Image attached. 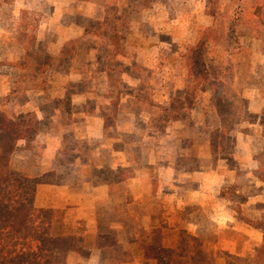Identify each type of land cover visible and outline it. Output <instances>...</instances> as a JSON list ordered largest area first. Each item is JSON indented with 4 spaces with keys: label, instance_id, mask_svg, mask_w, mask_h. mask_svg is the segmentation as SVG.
Instances as JSON below:
<instances>
[{
    "label": "rangeland",
    "instance_id": "obj_1",
    "mask_svg": "<svg viewBox=\"0 0 264 264\" xmlns=\"http://www.w3.org/2000/svg\"><path fill=\"white\" fill-rule=\"evenodd\" d=\"M0 113L39 123L16 144L20 177L60 144L62 179L122 180L114 202L137 212L135 226L165 223L173 244L200 207L239 242L243 257L228 262L255 264L264 0H0ZM93 115L106 125L99 138Z\"/></svg>",
    "mask_w": 264,
    "mask_h": 264
},
{
    "label": "trees",
    "instance_id": "obj_2",
    "mask_svg": "<svg viewBox=\"0 0 264 264\" xmlns=\"http://www.w3.org/2000/svg\"><path fill=\"white\" fill-rule=\"evenodd\" d=\"M38 132L34 116L29 121L24 117L13 120L0 113V264H66L68 255L78 251L75 237L53 235L54 211L35 207V189L45 179L20 177L12 169L16 144L31 140ZM195 209L197 213L185 224L175 226L173 244L167 243L160 226L145 230L130 224L136 227V243L145 258L155 264H217L221 255L214 247L218 230L200 207ZM247 221L262 230L264 237V217ZM190 225L197 227L195 232L189 230ZM105 239L100 246L112 243ZM255 264H264V241L256 250Z\"/></svg>",
    "mask_w": 264,
    "mask_h": 264
},
{
    "label": "crops",
    "instance_id": "obj_3",
    "mask_svg": "<svg viewBox=\"0 0 264 264\" xmlns=\"http://www.w3.org/2000/svg\"><path fill=\"white\" fill-rule=\"evenodd\" d=\"M92 120L96 121L95 137L99 138V127L102 136L106 125L104 120L97 117V115L92 117ZM91 129L93 130V128ZM53 149L54 156L49 158L50 161L42 163L40 167L34 166L33 171L28 170L23 173V176L28 175L32 178L46 179L49 173H53L57 178L52 181L45 180V183L36 187L35 207L54 211L53 235L72 236L82 241L80 244L77 243L78 251L71 252L68 255L66 264H155L153 260L146 259L142 250L138 248L136 227L134 225L133 227L130 226L135 222L137 212H134L133 208L120 210L114 202L116 189L123 181L119 179L91 183L83 176L78 178L76 182H72L70 179H62L58 171L59 164L55 159L58 157L60 150L62 151L64 148L58 144ZM77 149L80 150L79 147ZM115 150L120 153L121 146H118ZM76 162L78 163L77 160ZM145 197L144 200L147 198ZM141 202L143 200L135 202V204H141ZM144 202H147V200ZM142 216L151 219L153 217L152 212H146L145 210ZM153 225L163 228L166 235L168 227L165 223L158 225L151 222L150 227L145 228V230H149ZM192 226L195 227V230L191 228L189 230L195 232L197 227L190 225V227ZM128 229L135 231L134 242L132 243L122 241L120 237ZM218 234L219 238L214 247L221 255L217 259V264H230L228 258L243 257V250L239 249V242L222 237L219 230ZM105 238H109L112 243L100 246V243H105ZM260 243L257 242L258 247L262 245ZM137 249L140 252L136 251Z\"/></svg>",
    "mask_w": 264,
    "mask_h": 264
}]
</instances>
